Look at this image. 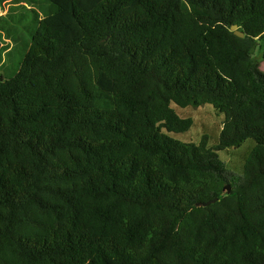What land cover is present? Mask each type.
Wrapping results in <instances>:
<instances>
[{"label": "trees", "instance_id": "obj_1", "mask_svg": "<svg viewBox=\"0 0 264 264\" xmlns=\"http://www.w3.org/2000/svg\"><path fill=\"white\" fill-rule=\"evenodd\" d=\"M49 1L0 75V264H264V0ZM206 103L216 143L171 136Z\"/></svg>", "mask_w": 264, "mask_h": 264}, {"label": "rangeland", "instance_id": "obj_2", "mask_svg": "<svg viewBox=\"0 0 264 264\" xmlns=\"http://www.w3.org/2000/svg\"><path fill=\"white\" fill-rule=\"evenodd\" d=\"M56 7L49 0H0V75L9 77L18 68L26 50L31 34L37 26V18L55 11ZM12 48L10 52H6ZM263 45L258 44L253 50V57L259 61L264 71ZM181 116L193 118L191 128L182 133H171V136L185 142L198 143L203 134H207L210 144L217 142L222 127V114H217L210 104L180 109ZM252 139L245 140L239 147H228L219 151L220 159L227 169L241 173L245 158L253 147Z\"/></svg>", "mask_w": 264, "mask_h": 264}, {"label": "water", "instance_id": "obj_3", "mask_svg": "<svg viewBox=\"0 0 264 264\" xmlns=\"http://www.w3.org/2000/svg\"><path fill=\"white\" fill-rule=\"evenodd\" d=\"M230 29H231V30L234 32V34L237 35V36L242 37V36L244 35V33H243L242 31L238 30L236 24H232L231 27H230ZM223 189H224V191H226L227 193L230 192V186H229V185H226ZM215 201H217V197H214V198L209 199V200H207V201L198 202L197 204H198V205H203V206H205V205H209L210 203H213V202H215Z\"/></svg>", "mask_w": 264, "mask_h": 264}]
</instances>
